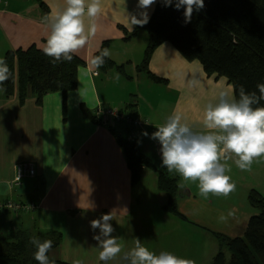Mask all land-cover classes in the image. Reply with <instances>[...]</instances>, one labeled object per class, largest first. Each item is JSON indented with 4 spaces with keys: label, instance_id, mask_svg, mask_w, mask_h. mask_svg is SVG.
I'll use <instances>...</instances> for the list:
<instances>
[{
    "label": "crops",
    "instance_id": "0c3cea01",
    "mask_svg": "<svg viewBox=\"0 0 264 264\" xmlns=\"http://www.w3.org/2000/svg\"><path fill=\"white\" fill-rule=\"evenodd\" d=\"M156 3L148 9L149 17ZM62 4L63 0H0V57L9 50L41 49L48 32L43 18ZM136 5L137 0H125V5L124 0H101L96 31L76 53L84 64L78 67L74 89L47 92L41 100L29 92L23 101L18 83L12 95L0 91V233L17 228L58 230L62 240L54 250H58L60 260L70 264L76 260L104 264L98 259L99 249L93 239L99 229H91L90 221L112 212L113 235L128 233L135 222V210L153 194L155 200L158 195L165 197L161 203L158 200L159 226L171 228L170 232L185 230L191 236L184 248L187 259L195 257L194 244L202 237H211L218 251L215 233L243 236L247 220L258 211L249 203L250 191L264 197V157L253 161L251 171H242L232 160L227 161L230 171L226 174L236 185L227 197L210 193L204 199L198 194V182L188 181L184 188L178 187L177 207L185 219L162 208L167 195L158 189L155 171L143 167L139 181L131 184L125 155L108 125L125 138L133 133L140 151L157 169L166 170L157 151L158 141L150 138L155 126L177 111L187 122L202 128L206 104L215 99L221 87L232 86L222 76L206 75L199 61L186 60L170 42L158 45L148 62V70L164 81L156 82L140 70L148 33L141 28L129 36L131 32L124 27L125 12L136 13ZM85 21L89 22L87 18ZM142 30L146 34L139 39ZM103 47L109 49L111 56L106 59L113 64L106 69L93 68L91 58ZM115 68L128 76L129 82H123L113 98L104 89L108 93L116 90L107 86ZM98 104L125 109L141 117V123L106 125L93 113ZM145 132L149 135H143ZM18 162L31 163L35 174L12 184ZM169 174L178 178L177 184L181 182L178 174ZM5 201H32L35 207L30 211L9 210L3 206ZM89 205H94V210ZM229 211L234 216L221 221L219 217ZM227 253L225 249L226 257Z\"/></svg>",
    "mask_w": 264,
    "mask_h": 264
},
{
    "label": "trees",
    "instance_id": "16d2710c",
    "mask_svg": "<svg viewBox=\"0 0 264 264\" xmlns=\"http://www.w3.org/2000/svg\"><path fill=\"white\" fill-rule=\"evenodd\" d=\"M141 28L146 29L149 39L138 68L156 82L164 80L148 70L149 58L158 45L170 42L186 60L199 61L206 75L226 78L234 86L237 96L241 85L246 91L258 94L257 83H264V0H204V8L194 11L190 23H184L183 8L165 7L158 0L148 23L134 26L129 36L135 35ZM4 58L12 72L11 78L3 85L6 89L4 95H12L18 83L21 101L29 92L41 100L47 92L74 89L78 67L84 64V60L76 54L71 62L52 63L51 57L34 46L9 50ZM112 64L106 59L100 68L106 69ZM129 105L134 106L133 103ZM104 123L109 124L107 121ZM108 127L125 155L131 184L139 181L143 167L155 171L157 187L167 195L162 208L184 217L177 207L178 178L166 170L157 169L150 158L140 151L135 138H125L113 131L110 125ZM248 199L250 205L258 210L257 213L247 220L243 236L229 237L215 233L219 238V249L211 264H264V197L252 190ZM33 235L42 241L50 239V252L57 249L62 240V233L58 230L17 228L0 233V264H38L33 256L35 248L29 243ZM50 252L49 258L54 259L55 264H70L51 257Z\"/></svg>",
    "mask_w": 264,
    "mask_h": 264
},
{
    "label": "clouds",
    "instance_id": "9594fccd",
    "mask_svg": "<svg viewBox=\"0 0 264 264\" xmlns=\"http://www.w3.org/2000/svg\"><path fill=\"white\" fill-rule=\"evenodd\" d=\"M157 0H137L136 13L125 12L124 27L132 32L134 26H143L149 21L148 9ZM165 7L183 8L184 23H190L193 13L204 8V0H161ZM125 5V0H124ZM125 9V7H124ZM101 0H63L55 12L43 18L48 28L46 42L41 50L52 58V63L71 62L73 55L85 46L89 35L96 31V18L101 14ZM85 18L88 19L86 24ZM91 58L93 68L99 69L110 58L108 48L98 49ZM12 72L4 57H0V91L11 78ZM119 79V73L116 74ZM256 91H246L241 85L238 96L234 86L221 87L213 101H209L203 113L202 128L187 122L177 111L166 116L164 123L156 125L150 138L160 144L161 164L168 173L178 174L182 179L177 187L184 188L185 182H198V194L208 199L209 194L227 197L236 185L226 174L230 171L227 161L242 171H251L254 160L264 157V83H257ZM143 135L148 136L147 132ZM94 210V205H89ZM234 216L229 211L219 219L225 221ZM112 212L103 213L90 221L91 229H99L93 235L97 241L98 259L104 264H195L192 259L179 257L169 251L158 254L151 251L138 237L133 246L125 250L120 238L113 235L115 229L110 221ZM29 243L34 246V259L38 264H55L48 253L52 241L33 235ZM73 264H83L76 260Z\"/></svg>",
    "mask_w": 264,
    "mask_h": 264
},
{
    "label": "rangeland",
    "instance_id": "374dc122",
    "mask_svg": "<svg viewBox=\"0 0 264 264\" xmlns=\"http://www.w3.org/2000/svg\"><path fill=\"white\" fill-rule=\"evenodd\" d=\"M141 34H146V31L145 30L141 31L138 37L139 39L141 38ZM111 70L115 73L112 75V78L110 79V83L109 82L107 83V86L109 89H111L110 87H116V90L111 93H108L106 89H104V93L106 95L110 94L111 97L115 98L117 97L116 91L119 88H121L120 85L123 82H129V81L127 79L128 76H125L120 71H116V68ZM117 73H119L118 80L116 79ZM94 74H97V72H94ZM136 74H138V72H134L133 75ZM103 75L104 73L100 72L99 77H102ZM148 185L149 184L147 183V188L152 190L153 187ZM154 195L155 194H153L152 196H148L142 208L135 210L134 214L132 215L135 217V222L133 221V224H131L130 228L128 229V233L120 232L118 234V237L120 238V243H122L124 245L125 250H127L133 246V238L138 237L142 240V243H144L145 246H147L151 251H154L157 254L160 251H169L179 257L185 258L184 248L190 244L191 236L185 230L184 231L173 230L172 232H170L171 228H161L159 226V222L161 218L158 219L159 216L158 203L159 202L161 203L162 199L165 197H162L164 195H158L157 197L159 200L158 202V200H155L153 198ZM181 218L185 219L184 217ZM212 244L213 241L211 237L209 238L202 237L199 243L194 244L197 251H195L196 255H194L195 257L192 260L196 261V263L198 264H211L210 261L211 258L213 259V257L217 253V251L215 250ZM57 252L58 250H52L50 252L51 257L53 256L60 259Z\"/></svg>",
    "mask_w": 264,
    "mask_h": 264
},
{
    "label": "built area",
    "instance_id": "2783aa9c",
    "mask_svg": "<svg viewBox=\"0 0 264 264\" xmlns=\"http://www.w3.org/2000/svg\"><path fill=\"white\" fill-rule=\"evenodd\" d=\"M94 115L104 119L110 124H118V123H129L134 126H139L142 118L139 116H135L127 112L125 109L114 108L110 106H103L98 104L93 111ZM129 138H134V134H130ZM157 151L160 153V144L159 142L156 144ZM14 178L12 180V184L19 183L24 177H31L35 174V169L31 163L27 162H18L14 166ZM9 210H18V211H29L34 209L35 204L32 202L27 203H17L15 201H5L3 204Z\"/></svg>",
    "mask_w": 264,
    "mask_h": 264
}]
</instances>
